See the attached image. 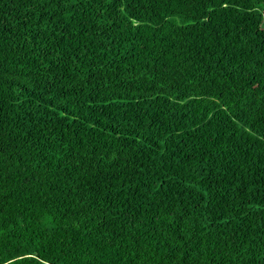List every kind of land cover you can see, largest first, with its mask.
Segmentation results:
<instances>
[{
  "label": "trees",
  "instance_id": "16d2710c",
  "mask_svg": "<svg viewBox=\"0 0 264 264\" xmlns=\"http://www.w3.org/2000/svg\"><path fill=\"white\" fill-rule=\"evenodd\" d=\"M0 264H264V0H0Z\"/></svg>",
  "mask_w": 264,
  "mask_h": 264
}]
</instances>
